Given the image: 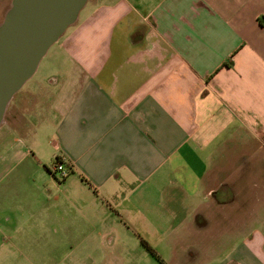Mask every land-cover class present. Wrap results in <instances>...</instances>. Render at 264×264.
Returning <instances> with one entry per match:
<instances>
[{
    "label": "crops",
    "instance_id": "0c3cea01",
    "mask_svg": "<svg viewBox=\"0 0 264 264\" xmlns=\"http://www.w3.org/2000/svg\"><path fill=\"white\" fill-rule=\"evenodd\" d=\"M62 36L0 124V264H76L81 216L96 238L191 242L162 264H264V0H88Z\"/></svg>",
    "mask_w": 264,
    "mask_h": 264
},
{
    "label": "water",
    "instance_id": "95a60500",
    "mask_svg": "<svg viewBox=\"0 0 264 264\" xmlns=\"http://www.w3.org/2000/svg\"><path fill=\"white\" fill-rule=\"evenodd\" d=\"M88 0H11L0 22V124L15 93Z\"/></svg>",
    "mask_w": 264,
    "mask_h": 264
},
{
    "label": "rangeland",
    "instance_id": "374dc122",
    "mask_svg": "<svg viewBox=\"0 0 264 264\" xmlns=\"http://www.w3.org/2000/svg\"><path fill=\"white\" fill-rule=\"evenodd\" d=\"M90 2L91 1H89L88 4H91ZM10 3L11 0H0V22L2 21L5 12L9 8ZM70 26L67 29H69ZM62 37L63 36L60 37V40ZM58 42L59 40L48 49L47 53L41 59L35 73L25 82V84L20 89V92H23V90L25 91L33 88H39L40 85L45 84V81L50 75L56 74L59 71L58 68L60 67L59 63L62 59V56L58 51ZM41 131H43L42 134ZM51 132V129H42L39 131V135H43L40 140L39 149L42 153V159L45 165L44 166L42 164V168L45 170L46 174L48 173V168L49 170L56 172L54 170V165H59L56 157H54V149L49 142ZM42 179L43 178L41 177L34 178V180L30 182L20 181L17 187L21 188L23 190L22 192L25 191L24 193L29 192L30 189L37 190L40 187L49 188L52 183L49 180L43 181ZM60 179L62 180L61 177ZM257 197L260 199V201L263 200L262 193H258L256 195V198ZM36 199L43 203L46 200V196L43 193H40L38 196H36ZM25 200H30L27 194L25 196ZM6 201H9V199H6ZM85 201L87 200L85 199ZM85 201L83 198L82 202ZM88 211V208H83L81 210L82 213H87ZM77 221L81 228L82 235L78 240L66 242V252H71L76 255V257L72 258L67 257V262L69 260L73 261L74 259L76 260V264H153V262L162 264L142 245L138 236H135L132 233L129 235L120 234V227H118V230L115 232L111 230L108 231L109 225L103 224L102 226L98 227L104 229V234L96 238L93 235H90L88 232V225H92L89 224L90 221H87L84 216H81L80 220ZM180 236L181 239L179 240V243L177 240L172 239H161L157 241L148 240L147 242L154 250L156 249V251L166 254V252L171 249L190 247L191 242L183 238L182 235H179V237ZM196 239L197 240L195 241V244H197V246L195 247L198 248H202L207 244H213L212 241H206L201 237Z\"/></svg>",
    "mask_w": 264,
    "mask_h": 264
},
{
    "label": "trees",
    "instance_id": "16d2710c",
    "mask_svg": "<svg viewBox=\"0 0 264 264\" xmlns=\"http://www.w3.org/2000/svg\"><path fill=\"white\" fill-rule=\"evenodd\" d=\"M232 64V60L231 59H229V61H227V62H225L223 65L224 66H230ZM56 160L57 161H59V158L57 157L56 158ZM66 167L68 168V170H69V172H68V174L69 173H73V170H72V167L70 166V165H66ZM86 181V180H85ZM87 182V184H89L90 186H92L91 184H90V182H88V181H86ZM141 243H142V245L151 253V254H153L155 257H157L156 256V252H155V250L148 244V242L145 240V239H142L141 238Z\"/></svg>",
    "mask_w": 264,
    "mask_h": 264
},
{
    "label": "built area",
    "instance_id": "2783aa9c",
    "mask_svg": "<svg viewBox=\"0 0 264 264\" xmlns=\"http://www.w3.org/2000/svg\"><path fill=\"white\" fill-rule=\"evenodd\" d=\"M59 165L55 164L54 165V170L56 172H59L60 173V177L61 178H65V176L68 174L69 170L67 167H65V165L63 163H60L58 161Z\"/></svg>",
    "mask_w": 264,
    "mask_h": 264
}]
</instances>
